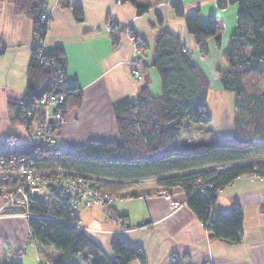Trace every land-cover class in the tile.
Masks as SVG:
<instances>
[{"label": "trees", "instance_id": "obj_1", "mask_svg": "<svg viewBox=\"0 0 264 264\" xmlns=\"http://www.w3.org/2000/svg\"><path fill=\"white\" fill-rule=\"evenodd\" d=\"M12 3L16 13L31 18L35 45L26 69L23 96L18 100L7 98L6 106L10 124L29 129L33 119L26 117V110L43 93L54 88L53 68L65 74L66 60L59 45L46 47L45 51L37 45L38 39H43L48 23V19L44 22L39 19L45 8L44 2L12 0ZM133 3L137 14L149 7L148 4ZM64 4L71 8L76 21L82 20V7L78 1ZM217 4L220 7L236 5V26L223 51L227 69L217 72L221 87L234 93L231 138L198 142L191 147L174 145L181 137L184 121L199 125L211 122L206 104L210 84L180 37L161 29L153 42L152 59L159 75L160 94L152 96L143 85L137 99L124 97L113 103L117 139H92L79 146L54 147L48 151L49 156L64 167L99 177L97 187L102 197L136 196L139 192L122 191L143 179H154L156 186L162 188L179 187L185 204L210 238L237 243L242 236L243 220L239 204L235 203L227 211H214L212 206L218 190L238 176L249 174L264 178V160L255 154L264 146V89L259 86L264 77V0H217ZM171 8L176 16L184 19L186 31L193 36L202 55L207 54L208 38H213L216 46H220L215 15L209 14L203 20L197 7L187 14L180 1L173 2ZM157 20L161 21L159 14ZM106 21L120 28L114 21ZM134 37L139 48L145 46L136 35ZM112 41L115 44L117 39ZM57 90L66 94L67 108L80 104V93L74 83L65 79ZM33 147L30 143L29 149ZM28 151L16 149L13 152ZM0 152L5 153L1 148ZM107 206L110 210L112 203ZM31 211L35 215L27 217L30 240L40 247L58 251L57 257L47 264H129L132 260L146 263L143 249L119 235L112 238V256H107L84 229L67 222L70 210L66 207L51 208L34 199ZM186 260V254L172 256V264H188Z\"/></svg>", "mask_w": 264, "mask_h": 264}, {"label": "crops", "instance_id": "obj_2", "mask_svg": "<svg viewBox=\"0 0 264 264\" xmlns=\"http://www.w3.org/2000/svg\"><path fill=\"white\" fill-rule=\"evenodd\" d=\"M41 1L48 13L43 42L46 47H62L66 60L65 79L76 85L81 97L80 104L68 107L63 122L56 127L55 147H75L92 139H117L113 103L124 97L137 99L143 85L152 96L160 94L159 75L152 59L153 42L161 29L180 37L210 84L206 104L211 122L199 125L184 121L181 137L174 145L191 147L198 142L232 137L234 93L221 87L217 72L227 69L223 51L236 26L235 4L220 7L217 0H121L119 3L116 0H76L83 15L81 21H76L71 8L64 4L73 0H63L64 3L62 0ZM134 1L149 7L137 14ZM178 1L187 14L197 7L203 20L209 14L215 15L221 36L219 47L213 38H208L207 54L200 53L193 36L186 31L184 19L172 11L171 4ZM158 14L161 21L157 20ZM107 19L120 28L111 33L106 31ZM126 31L136 35L145 46H136ZM113 38L117 39L115 44ZM34 45L31 18L16 13L12 0H0V140L11 142L14 150H31L33 126L29 130L23 125L10 124L6 99L18 100L23 96L26 69ZM133 69L142 72V80L132 76ZM6 135L13 137L7 140ZM164 193L184 200L179 187L155 186L136 196H116L110 212L122 217L127 228L113 220L98 203L79 207L78 217L84 230L109 257L112 256L110 242L119 235L143 249L145 264H172L173 255L181 257L184 254L188 264H264L263 177L241 175L217 192L212 206L214 211H227L235 203L242 210V236L237 243L210 238L185 201L172 209ZM14 217L0 218V259L11 260L8 255L15 244L22 247L18 248L20 252L24 249L23 253H27L19 260L21 264H47L57 257L58 251L40 247L36 242H31L27 249L24 236L11 239L12 235L1 223ZM129 264L140 263L132 260Z\"/></svg>", "mask_w": 264, "mask_h": 264}, {"label": "built area", "instance_id": "obj_3", "mask_svg": "<svg viewBox=\"0 0 264 264\" xmlns=\"http://www.w3.org/2000/svg\"><path fill=\"white\" fill-rule=\"evenodd\" d=\"M39 19L42 22L48 19L45 8L41 10ZM105 29L111 33L117 27L106 21ZM126 35L136 46L139 45L133 34L126 31ZM37 43L42 51L46 50L43 39H38ZM53 74L54 88L43 93L25 112L26 117L33 119L30 141L33 149L26 153L0 152V217L34 216L31 204L37 199L51 208L66 207L70 210L67 222L78 229H84L78 217V208L98 203L113 220L127 228L122 218L111 214L107 206L113 202V198L101 196L97 187L99 177L66 168L49 156L48 150L55 147L56 127L63 122L67 110L66 94L56 91L58 85L65 81V74L54 68ZM132 76L137 80L143 79L138 69L132 70ZM164 197L172 209L180 207L185 201L170 193H164Z\"/></svg>", "mask_w": 264, "mask_h": 264}, {"label": "rangeland", "instance_id": "obj_4", "mask_svg": "<svg viewBox=\"0 0 264 264\" xmlns=\"http://www.w3.org/2000/svg\"><path fill=\"white\" fill-rule=\"evenodd\" d=\"M253 79L254 78H252L251 80H253ZM259 86H260V88L264 89V77H263V79L260 80ZM29 130H30V128H29ZM12 137H13L12 135H6L7 140L12 139ZM0 148L5 152H9V151L14 150V146L11 142H5L2 140H0ZM255 154H257L261 160H264V146L260 147V153L256 151ZM126 181L127 180H124L123 182H126ZM136 184H137L136 186H133L131 188H127L126 190H123L122 192H127L129 190H134L136 192H145L147 190L153 189L156 186L154 179L137 180ZM6 216H9V217L15 216V217L10 218V219L2 222L1 223L2 227H4V229L7 230V233L10 232L9 234L12 235V237H10V238L13 240L14 239H20V238H22V236H24L25 240H26L25 244L28 245L27 249H29V247H30L29 245L32 244L31 242H35V241L30 240V238H29L27 217L20 216V215H6ZM1 217H5V216H1ZM109 217H110V215H109ZM2 242H3V246H4L6 241H4V239H3ZM13 247L14 248H13L12 252L9 253V255H8L11 258V260H8L6 262L4 259L3 260L0 259V263H2V264H10L12 262H18L19 263L20 262L19 260H22V257L24 255H27V253H23L24 249L21 250L22 253L19 251L18 248L21 249L22 247H17L16 244L13 245ZM52 249H54V248H52ZM54 251H57V250L54 249ZM28 259H30V258L28 257ZM19 264H21V263H19Z\"/></svg>", "mask_w": 264, "mask_h": 264}]
</instances>
